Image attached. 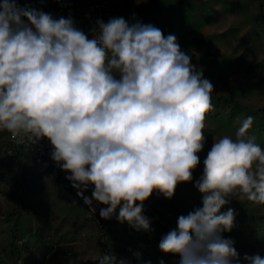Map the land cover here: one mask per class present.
Instances as JSON below:
<instances>
[{"label":"clouds","instance_id":"9594fccd","mask_svg":"<svg viewBox=\"0 0 264 264\" xmlns=\"http://www.w3.org/2000/svg\"><path fill=\"white\" fill-rule=\"evenodd\" d=\"M91 33L71 16L0 0V132L25 146L46 139L77 194L91 188V213L95 201L102 219L119 209L120 224L152 232L144 203L154 192L170 200L193 181L214 86L176 36L153 25L114 17ZM253 121L243 119L235 138L214 139L194 185L202 207L161 237L159 250L178 264H264L224 237L236 213L221 211L231 199L264 205V148L247 136ZM99 264L130 262L111 252Z\"/></svg>","mask_w":264,"mask_h":264},{"label":"rangeland","instance_id":"374dc122","mask_svg":"<svg viewBox=\"0 0 264 264\" xmlns=\"http://www.w3.org/2000/svg\"><path fill=\"white\" fill-rule=\"evenodd\" d=\"M114 17L129 25H153L173 34L214 86L213 110L206 114L205 144L193 181L180 183L172 199L157 192L145 201L143 214L152 232H137L116 216L102 225L90 222L82 206L70 207L62 191L28 156L16 154L0 136V264H99L105 243L118 259L178 264L179 257L159 250L163 235L177 218L202 207L194 186L214 139L235 138L240 122L254 117L247 136L264 148V0H107ZM264 9V8H263ZM235 210V227L225 238L237 251L264 256V205L231 199L221 211Z\"/></svg>","mask_w":264,"mask_h":264},{"label":"built area","instance_id":"2783aa9c","mask_svg":"<svg viewBox=\"0 0 264 264\" xmlns=\"http://www.w3.org/2000/svg\"><path fill=\"white\" fill-rule=\"evenodd\" d=\"M21 6L28 5L32 8L42 10L51 14L54 18L71 16L75 21V26L83 30L86 35L91 38V29L96 26L97 20L105 23L113 18L109 3L107 0H18ZM0 136L9 139L14 146L16 154L30 157L61 191L70 207L82 206L87 219L94 225H102L103 219L99 216V211L104 205H100L95 201L91 202V206L96 209L95 213L89 211V204L86 198L91 197V188L83 192L82 195L77 194V190L71 186V182L66 179L69 173L60 169V167L51 160L50 152L52 146L43 139L38 144L32 146L19 145L13 141L10 134L0 132Z\"/></svg>","mask_w":264,"mask_h":264},{"label":"trees","instance_id":"16d2710c","mask_svg":"<svg viewBox=\"0 0 264 264\" xmlns=\"http://www.w3.org/2000/svg\"><path fill=\"white\" fill-rule=\"evenodd\" d=\"M263 8H264V6H263V4H261L260 7H259V9L257 10V20H258V22L260 21L261 17L263 16L262 15V12L264 11ZM145 216L147 217V215H145ZM102 251H103L104 254L110 253V251L107 248V245L105 243L102 245Z\"/></svg>","mask_w":264,"mask_h":264}]
</instances>
